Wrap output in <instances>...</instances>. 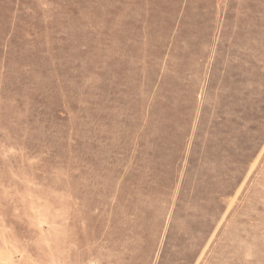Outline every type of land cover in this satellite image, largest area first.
<instances>
[{
    "label": "rangeland",
    "instance_id": "obj_1",
    "mask_svg": "<svg viewBox=\"0 0 264 264\" xmlns=\"http://www.w3.org/2000/svg\"><path fill=\"white\" fill-rule=\"evenodd\" d=\"M0 264H264V0H0Z\"/></svg>",
    "mask_w": 264,
    "mask_h": 264
}]
</instances>
